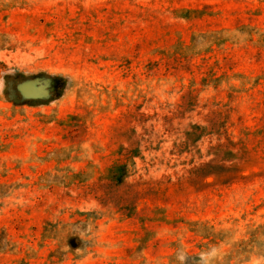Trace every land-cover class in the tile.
<instances>
[{
  "label": "rangeland",
  "instance_id": "rangeland-1",
  "mask_svg": "<svg viewBox=\"0 0 264 264\" xmlns=\"http://www.w3.org/2000/svg\"><path fill=\"white\" fill-rule=\"evenodd\" d=\"M0 264H264V0H0Z\"/></svg>",
  "mask_w": 264,
  "mask_h": 264
}]
</instances>
